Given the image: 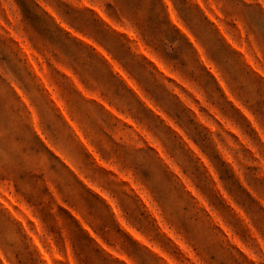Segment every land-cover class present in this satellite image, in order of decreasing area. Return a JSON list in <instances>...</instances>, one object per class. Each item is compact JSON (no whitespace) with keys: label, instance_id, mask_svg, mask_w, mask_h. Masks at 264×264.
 <instances>
[{"label":"clouds","instance_id":"obj_1","mask_svg":"<svg viewBox=\"0 0 264 264\" xmlns=\"http://www.w3.org/2000/svg\"><path fill=\"white\" fill-rule=\"evenodd\" d=\"M0 264H264V0H0Z\"/></svg>","mask_w":264,"mask_h":264},{"label":"rangeland","instance_id":"obj_2","mask_svg":"<svg viewBox=\"0 0 264 264\" xmlns=\"http://www.w3.org/2000/svg\"><path fill=\"white\" fill-rule=\"evenodd\" d=\"M142 195V194H141Z\"/></svg>","mask_w":264,"mask_h":264}]
</instances>
